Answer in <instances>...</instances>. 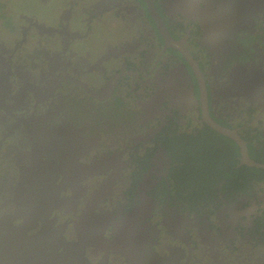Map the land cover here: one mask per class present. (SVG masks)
I'll list each match as a JSON object with an SVG mask.
<instances>
[{"label": "flooded vegetation", "instance_id": "obj_1", "mask_svg": "<svg viewBox=\"0 0 264 264\" xmlns=\"http://www.w3.org/2000/svg\"><path fill=\"white\" fill-rule=\"evenodd\" d=\"M0 3V231L26 242L10 264H39L41 234L84 245L67 264H264V168L211 185L226 160L174 143L213 131L250 167L213 123L264 163V0Z\"/></svg>", "mask_w": 264, "mask_h": 264}, {"label": "water", "instance_id": "obj_2", "mask_svg": "<svg viewBox=\"0 0 264 264\" xmlns=\"http://www.w3.org/2000/svg\"><path fill=\"white\" fill-rule=\"evenodd\" d=\"M256 88H260V87L257 86V84L255 85L253 83L251 85V89H256ZM211 126L216 131L222 133L223 135L229 137L231 140L235 141V143L239 147V152L243 160L242 163L250 167L264 168V163L255 162L254 160L249 158L246 144L237 135L236 131L227 129L225 127H222L220 125H216L213 123H211ZM103 158L104 156L101 157V159L99 160H95L92 163V165H97V166H102V167L106 166L105 164L107 162L106 160L104 161ZM38 196L39 198H42L43 200H45L41 195H38ZM8 223L10 224V221ZM22 226L21 225L13 226L10 224V226L7 228V230L9 231L6 232V234L1 233L0 231V264H4L5 262L7 264H10L9 259H12L14 257V254L18 256L19 252L23 250V245H25L26 242L23 241V227ZM0 228H1V223H0ZM19 228L21 230L20 235H19V232H20ZM42 235L44 234H41L40 236H38V241L40 243L39 245L40 249L37 252V254L39 255V259L37 261L39 262V264H55V260L58 257L60 260H59V263L57 264H67L68 254L66 252L72 249H75V251L76 249H78L77 251L83 254V246H84L83 244L65 242L62 238L60 241L51 240L49 238L43 237ZM59 248H62L63 251L62 252L58 251L57 253V250H59ZM63 256H64V259H63ZM12 262L13 264H15V261H12ZM34 264H37V263H34Z\"/></svg>", "mask_w": 264, "mask_h": 264}, {"label": "trees", "instance_id": "obj_3", "mask_svg": "<svg viewBox=\"0 0 264 264\" xmlns=\"http://www.w3.org/2000/svg\"><path fill=\"white\" fill-rule=\"evenodd\" d=\"M1 6H2V4L0 3V7ZM210 134H209L210 135L209 139H206L202 143H199V142L195 141L196 139H192V138L189 139L188 141H183V140L177 139L176 142H174V143H176V147H178L179 150H181V148H183V150H184L183 153L187 156L190 155L191 158L196 157L198 154H200V155H202V154H207V155L213 154L214 155L217 152V153H219V156L220 155L222 156L220 158L226 160V162L221 161L219 164L213 165L212 167L209 168L210 173H212L209 175L213 176L214 178L209 179L210 177L207 176L206 172H204V171H206L205 168L200 171L203 174L202 178L204 180L210 181L211 185L217 184V182H222V181H226V183H224V187L235 185V184L237 185V184H240L241 179L243 181H245L248 176H254V175H256L257 171L262 170V169H258L255 167H247V166H241V167L234 168V165L237 163V161H239L237 158V156H238L237 149H234V151H232V150L229 151L228 149H225V148H217V147L213 146L214 142L212 140L214 137H219V138H223V137L219 136L217 133H215L213 131ZM176 138H179V137H176ZM163 139H164L165 143L168 141L170 142V139L166 135L163 136ZM208 142H209V144H208ZM168 144H170V143H168ZM212 147L214 149L211 152ZM252 154H253V152H252ZM261 154H264V152ZM257 162H262V161H257ZM198 163L201 165L200 162H198ZM201 167L203 168V165ZM233 187H235V186H233Z\"/></svg>", "mask_w": 264, "mask_h": 264}, {"label": "rangeland", "instance_id": "obj_4", "mask_svg": "<svg viewBox=\"0 0 264 264\" xmlns=\"http://www.w3.org/2000/svg\"><path fill=\"white\" fill-rule=\"evenodd\" d=\"M23 3V2H22ZM13 6H15V5H13ZM18 6V5H17ZM16 6V7H17ZM12 20L14 21V23L16 24L17 22H18V17H17V15L16 14H14L13 15V17H12ZM2 26V20L0 19V27ZM116 122V121H115ZM114 122V123H115Z\"/></svg>", "mask_w": 264, "mask_h": 264}]
</instances>
